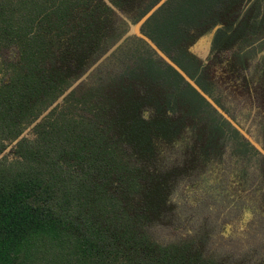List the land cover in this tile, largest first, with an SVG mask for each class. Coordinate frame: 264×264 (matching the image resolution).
<instances>
[{
    "label": "trees",
    "instance_id": "trees-1",
    "mask_svg": "<svg viewBox=\"0 0 264 264\" xmlns=\"http://www.w3.org/2000/svg\"><path fill=\"white\" fill-rule=\"evenodd\" d=\"M159 1L0 0V155ZM141 31L212 96L264 51V0H167ZM262 61L255 87L264 95ZM238 85L252 83L242 76ZM73 106L83 112L70 118ZM227 125L150 50L119 74L82 81L33 140L15 143L13 161L0 160V264H240L207 253L200 236L158 243L133 199L141 180L188 173L216 155ZM187 130L202 145L199 160L160 166L162 148Z\"/></svg>",
    "mask_w": 264,
    "mask_h": 264
},
{
    "label": "rangeland",
    "instance_id": "rangeland-1",
    "mask_svg": "<svg viewBox=\"0 0 264 264\" xmlns=\"http://www.w3.org/2000/svg\"><path fill=\"white\" fill-rule=\"evenodd\" d=\"M142 18L130 24L128 34L27 128L19 140H33L36 137L35 126L56 107L63 106L68 93L82 81L93 84L119 74L146 50H150L156 59L166 62L137 34L135 28L139 24V33L147 37L141 31L139 21ZM254 49L258 51L260 47L257 45ZM200 53L206 60L209 50L206 47L200 49ZM263 56L264 51L255 55L247 69L234 81L216 83L212 87V96L206 93L220 109L221 112L217 111L220 119L229 123L226 126L229 132L220 140L217 154L209 156L210 159L204 163L198 161L200 164L196 163L188 173L179 171L159 176H164L163 180H141L133 199L138 201L139 210L145 218L141 223L158 243L168 244L200 236L207 239V253L216 252L229 260H238L240 264H264V95L255 87L261 77ZM242 76L252 83L248 91L238 85ZM59 110H55L56 116L64 114ZM65 112L73 118L83 111L73 106ZM231 129L238 131L239 139L231 137ZM190 136L187 130L181 139L163 147L160 166L182 168L183 160L188 159L191 153L199 160L202 145L192 143ZM240 142L248 145L250 151L247 154L240 151ZM15 143L3 151L0 160L13 161ZM191 145L193 149L189 150ZM169 191L171 193L167 198Z\"/></svg>",
    "mask_w": 264,
    "mask_h": 264
},
{
    "label": "water",
    "instance_id": "water-1",
    "mask_svg": "<svg viewBox=\"0 0 264 264\" xmlns=\"http://www.w3.org/2000/svg\"><path fill=\"white\" fill-rule=\"evenodd\" d=\"M167 0H160L149 12L146 13V15L139 21V23L142 24L154 13L163 3H165ZM138 35H140L145 41H147L153 49L170 65L172 66L184 79L186 82H188L204 99H206L217 111H220L218 106L208 97V95L196 84L194 80H192L178 65H176L173 61L169 60L164 53L157 48V46L147 37L141 35L139 33L140 26L139 24L135 28ZM214 34V33H213ZM213 34L211 38L213 37ZM221 112V111H220ZM234 124V123H233ZM19 139L16 141L18 142Z\"/></svg>",
    "mask_w": 264,
    "mask_h": 264
}]
</instances>
